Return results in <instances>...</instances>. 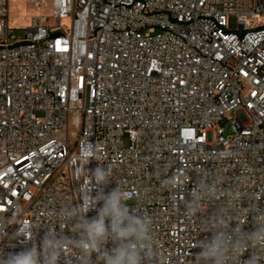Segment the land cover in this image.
I'll return each instance as SVG.
<instances>
[{"label":"built area","instance_id":"obj_1","mask_svg":"<svg viewBox=\"0 0 264 264\" xmlns=\"http://www.w3.org/2000/svg\"><path fill=\"white\" fill-rule=\"evenodd\" d=\"M30 1L52 15L14 43L0 0V253L26 231L33 244L73 235L59 213L115 187L153 220L159 264H197L221 217L251 230L264 212V0Z\"/></svg>","mask_w":264,"mask_h":264},{"label":"clouds","instance_id":"obj_2","mask_svg":"<svg viewBox=\"0 0 264 264\" xmlns=\"http://www.w3.org/2000/svg\"><path fill=\"white\" fill-rule=\"evenodd\" d=\"M93 173L98 186L110 182V171L97 167ZM129 198L127 190L115 187L98 191L79 208L66 206L59 220L71 227L73 235L49 231L33 244L30 231L19 233L27 243L19 252L0 253V264H67L64 257L69 250L73 264H159L153 220L134 213L126 203ZM93 211L96 214L90 217ZM209 233L196 244L197 264H241L245 252V264H264V212L253 217L251 230L240 225L232 229L221 217Z\"/></svg>","mask_w":264,"mask_h":264},{"label":"rangeland","instance_id":"obj_3","mask_svg":"<svg viewBox=\"0 0 264 264\" xmlns=\"http://www.w3.org/2000/svg\"><path fill=\"white\" fill-rule=\"evenodd\" d=\"M52 11L50 9L35 8L30 0H10L9 6V23L12 30L13 42H21L26 38L27 29L32 26L35 18L50 17ZM65 26L70 28L69 21L64 22ZM36 116L42 117L43 112H35ZM235 116L234 113L231 114ZM127 144V142H125Z\"/></svg>","mask_w":264,"mask_h":264}]
</instances>
